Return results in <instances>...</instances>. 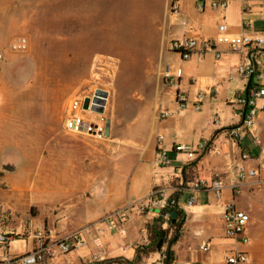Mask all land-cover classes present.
I'll list each match as a JSON object with an SVG mask.
<instances>
[{
  "label": "crops",
  "instance_id": "crops-1",
  "mask_svg": "<svg viewBox=\"0 0 264 264\" xmlns=\"http://www.w3.org/2000/svg\"><path fill=\"white\" fill-rule=\"evenodd\" d=\"M211 1L179 0L174 13L170 10L171 0L166 3L168 41L186 37L201 44L210 40L221 55L217 59L214 52L208 51L202 60L192 57L180 63V90L187 95L189 102L192 103L199 92L213 91L211 95L204 96L200 110L195 111L190 103L184 110L176 111L173 92L167 87L159 113L169 112L170 115L160 119L158 113L150 117L148 124L142 122L137 125L141 137L127 141L125 156L112 158L114 165L104 182L100 166L88 181L84 165L79 166L75 174L77 179L71 182L69 172H62L61 176L54 173L52 161L44 192L45 204L41 203L44 210L36 217L31 215V205L41 201L37 197L38 189L28 187L25 175L26 184L17 186V162L2 155L6 146L13 145L11 143L17 145V94L0 91V195L4 199L1 201L4 208L10 213L13 229L29 241L27 253L34 244L31 234L39 226L49 232L52 241L80 232L85 242L66 254L57 253L42 264H94L115 259L132 261L137 248L149 242L147 225L161 215L162 206L173 195L177 196L184 216L181 221H169L161 216L164 220L162 229H168L166 241L160 251L142 257L139 264H164L166 250L173 252L171 264H227V258L235 253L247 255L248 261L244 264H264V185L257 189L249 180L242 185L238 196L226 188L220 199L212 191L202 189L193 194L194 203L186 208L189 191L176 192L177 184L195 178L210 181L222 177L230 181L237 164L256 165L260 147L254 143V137L264 141V98L257 101L250 133L241 141L230 135L232 130L240 131L242 124L240 113L243 109L235 104V99L240 94L245 95L247 88L254 83L264 87V75L259 82L256 78L244 80L231 75L230 70L243 60L244 54L215 43L220 24H225L227 33L232 36L253 38L264 34V0H227L224 9H213ZM256 58L262 68L264 43ZM166 63L178 64L177 55L169 51ZM214 116L217 123L213 122ZM58 143L52 146V157L57 152L56 162L61 163L64 170L68 157L64 149L57 147L68 148V142ZM199 143L205 144L206 149L192 161H188L186 154L174 150L176 145ZM160 151L167 153L169 166L159 164ZM241 154H249L250 159L242 161ZM25 156L23 160L30 162L31 157L26 156V160ZM118 159L120 168L117 167ZM155 189L160 194L151 196ZM229 201L249 216L245 229L249 241L245 244L224 236L221 214L224 204ZM129 204L133 207L127 219L107 231L102 238L103 253L93 259L95 248L91 225ZM176 222L180 223V231L173 237ZM203 245L207 246V251L200 250Z\"/></svg>",
  "mask_w": 264,
  "mask_h": 264
},
{
  "label": "rangeland",
  "instance_id": "rangeland-1",
  "mask_svg": "<svg viewBox=\"0 0 264 264\" xmlns=\"http://www.w3.org/2000/svg\"><path fill=\"white\" fill-rule=\"evenodd\" d=\"M166 3L0 0V91L17 94V145L6 146L2 155L17 162V186L26 184V176L28 187L38 189L41 201L31 205L32 217L43 213L52 161L54 173L69 172L71 182L79 166L84 165L87 181L100 166L104 182L112 158L125 156L127 141L141 137L137 125L158 115L168 87L159 73L169 52ZM19 36L27 39V49L11 51L9 44ZM97 92L107 96L103 116L109 135L97 139L66 133L69 100ZM58 141L68 142V148L57 147L68 157L64 170L56 162L57 152L52 157ZM28 245L26 238L16 237L9 253L25 255Z\"/></svg>",
  "mask_w": 264,
  "mask_h": 264
},
{
  "label": "built area",
  "instance_id": "built-area-1",
  "mask_svg": "<svg viewBox=\"0 0 264 264\" xmlns=\"http://www.w3.org/2000/svg\"><path fill=\"white\" fill-rule=\"evenodd\" d=\"M179 0H171L170 10L174 13L177 12V2ZM211 7L213 9H224L227 6V0H212ZM217 36L215 38L216 44H224L234 52L244 54V58L236 66L230 70L231 75H236L244 80L256 78L259 82L264 75V66L261 67V62L256 58L260 53V47L264 43V34L250 37L247 35L232 36L227 33L225 24H220L217 28ZM28 42L23 36L15 38L10 44L11 51L23 52L27 49ZM169 51L177 55L178 64L165 63L160 69V76L164 84L173 92V100L176 111H182L191 103L187 95L180 90V80L182 77L181 62L196 57L202 60L206 52L212 51L215 57L220 58V53L214 49V44L210 41H203L201 44L191 38H178L169 41ZM2 54L0 53V60ZM98 93V92H97ZM95 93L91 97H73L69 100L67 106V113L63 121V129L66 133L74 135H88L97 139L106 138L105 126L106 120L104 118V110L106 106L107 96H99L104 100L103 111L98 113L92 110L94 99L97 97ZM212 90L207 93L199 92L192 101V107L195 111H199L201 104L206 94L211 95ZM264 98V87L258 83H254L247 88L246 94H240L235 99V104L242 107L243 111L240 113L242 124L240 131L232 130L230 135L241 141L244 135L250 133L254 125V114L257 109V101ZM85 100H88V107H83ZM169 112H160V119L169 116ZM213 122L217 123V117H213ZM161 139L160 137L158 138ZM254 143L260 147L259 157L255 166H247L239 163L234 168V175L230 181H225L222 177H215L210 181L205 179L195 178L190 182H182L181 188L176 189V192L188 190L190 197L185 202L184 208L190 207L194 203L193 194L202 189H208L213 192L217 199L222 197L223 191L228 188L233 195L238 196L241 193L242 185L251 180L257 189L264 185V141L258 137H254ZM205 144L199 143L196 145H176L174 150L186 154L188 161H192L205 151ZM241 160L250 159L249 154H241ZM158 162L161 166H169L170 161L167 159V153L160 151L158 154ZM160 194V191L153 190L151 196ZM169 199V198H168ZM167 199V200H168ZM162 206L161 209L174 208L178 206L181 210L182 207L174 199H169L168 203ZM133 206L127 205L122 209L115 210L114 212L106 215L101 220L93 223L90 228L93 231L92 243L94 245L93 259H97L103 253L102 238L107 231L112 227L122 224L127 219L128 213ZM141 210H144L141 207ZM170 214L165 211L162 217L169 220ZM10 213L4 208L0 200V264H42L47 259L52 258L57 253L66 254L72 251L75 247L83 245L85 242L82 239L80 232H74L65 235L56 240H51L49 232L44 227H37L32 235L34 240L33 247L30 252L21 256H11L9 253V242L20 237L10 225ZM221 221L223 225V233L226 238L232 239L238 243H247L249 240L245 236V229L249 222V216L235 208L232 201L224 204L223 212L221 214ZM200 250L207 251V246H200ZM227 264H244L248 261L245 253H235L227 258Z\"/></svg>",
  "mask_w": 264,
  "mask_h": 264
},
{
  "label": "trees",
  "instance_id": "trees-1",
  "mask_svg": "<svg viewBox=\"0 0 264 264\" xmlns=\"http://www.w3.org/2000/svg\"><path fill=\"white\" fill-rule=\"evenodd\" d=\"M176 188L177 189L181 188V184L180 183L177 184ZM169 199H174L177 201V196L173 195ZM168 200H167V203H168ZM165 211H168L169 213L175 212L177 215V217L174 219L175 221H181V219L184 216L182 210L178 206H174V208L172 209L168 207H166L165 209H161V215L157 219H155L151 224L147 225V230L149 233L148 244L137 248L135 258L132 261L115 259V260H108V261H104L100 263H94V264H110V263L139 264L142 257L147 256L150 253L156 252L159 241L162 240L164 243L166 241L165 236L168 233L167 228L162 229V224L164 220L162 219L161 216ZM171 220L172 219L170 216L169 221ZM179 231H180V223L176 222L174 224V236L173 237H176ZM172 261H173V252L170 250H166L165 255H164V264H171Z\"/></svg>",
  "mask_w": 264,
  "mask_h": 264
},
{
  "label": "water",
  "instance_id": "water-1",
  "mask_svg": "<svg viewBox=\"0 0 264 264\" xmlns=\"http://www.w3.org/2000/svg\"><path fill=\"white\" fill-rule=\"evenodd\" d=\"M106 94L105 93H102V92H98L97 93V97L94 99V104L92 106V110L95 111V112H98V113H102L103 111V105H104V100L99 98V96H102L104 97ZM83 107L86 109L88 107V100H85L84 102V105ZM109 135V124L106 123V126H105V136L107 137ZM171 216V219H175L177 217L176 213L175 212H171L170 214ZM163 244V241L160 240L158 245H157V250L160 251L161 249V246Z\"/></svg>",
  "mask_w": 264,
  "mask_h": 264
},
{
  "label": "bare ground",
  "instance_id": "bare-ground-1",
  "mask_svg": "<svg viewBox=\"0 0 264 264\" xmlns=\"http://www.w3.org/2000/svg\"><path fill=\"white\" fill-rule=\"evenodd\" d=\"M137 65V64H136Z\"/></svg>",
  "mask_w": 264,
  "mask_h": 264
}]
</instances>
